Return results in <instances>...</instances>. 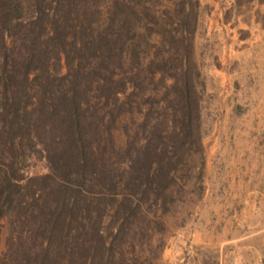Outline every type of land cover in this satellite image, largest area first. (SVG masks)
Returning a JSON list of instances; mask_svg holds the SVG:
<instances>
[{
    "label": "rangeland",
    "instance_id": "1",
    "mask_svg": "<svg viewBox=\"0 0 264 264\" xmlns=\"http://www.w3.org/2000/svg\"><path fill=\"white\" fill-rule=\"evenodd\" d=\"M73 2L50 66L94 164L72 180L104 232L90 262L264 264V0ZM11 137L0 123V173L15 158L25 176L51 172L41 146L9 156ZM15 225L2 219L1 253Z\"/></svg>",
    "mask_w": 264,
    "mask_h": 264
},
{
    "label": "trees",
    "instance_id": "2",
    "mask_svg": "<svg viewBox=\"0 0 264 264\" xmlns=\"http://www.w3.org/2000/svg\"><path fill=\"white\" fill-rule=\"evenodd\" d=\"M35 1L37 10L28 16L26 0H0V123L12 136L9 156L22 150L27 157L41 146L52 165L41 176L22 174L18 158L8 164L10 172L1 168L0 233L2 219L9 217L16 225L0 264H92L87 243L90 237L105 242L104 232L87 221L78 204V193L84 191L72 180L85 183L86 170L94 164L84 147L80 106L60 86L68 76L50 66L58 54L55 43L66 40L62 28L74 2L55 0L51 11L53 4L47 10L40 6L46 0ZM60 171L64 181L54 174ZM32 182H41V188L31 187ZM88 217L92 221L91 213ZM74 242L75 247H64Z\"/></svg>",
    "mask_w": 264,
    "mask_h": 264
}]
</instances>
